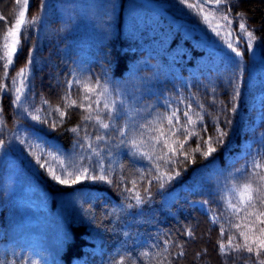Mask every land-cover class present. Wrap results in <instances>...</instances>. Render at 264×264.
<instances>
[{"label":"trees","instance_id":"16d2710c","mask_svg":"<svg viewBox=\"0 0 264 264\" xmlns=\"http://www.w3.org/2000/svg\"><path fill=\"white\" fill-rule=\"evenodd\" d=\"M144 1L163 11L153 12L152 4L138 0H54L55 11L46 0L29 1L13 63L4 68L0 60V264H258L264 259V251L255 256L258 243H253L264 238L259 231L264 224L255 215L244 219L246 213L264 212L259 179L264 107L256 121L250 105L257 89L253 79L264 74V0L210 6L221 37L180 0ZM20 5L21 0H0V47ZM240 22L253 34L251 47ZM191 28L210 36L212 44ZM224 38L242 55L235 56ZM86 95L91 99L84 100ZM71 100L77 104L69 107ZM173 111L179 131L157 143L154 129L167 133L164 117ZM185 111L194 123H187ZM89 115L92 119H85ZM220 130L227 135L217 142ZM210 137L216 151L205 156ZM164 139L177 151H169ZM38 140L70 172L87 167L107 179L58 184L32 155L37 149L29 145ZM246 184L252 185L256 208L241 204ZM232 205L242 210L236 213ZM211 214L219 218L216 223ZM240 232L247 234L253 253L244 249Z\"/></svg>","mask_w":264,"mask_h":264},{"label":"snow or ice","instance_id":"6c2138e0","mask_svg":"<svg viewBox=\"0 0 264 264\" xmlns=\"http://www.w3.org/2000/svg\"><path fill=\"white\" fill-rule=\"evenodd\" d=\"M16 3L19 4L20 0H16ZM24 3V8L22 11H20L19 13V18L15 21L14 26L11 28L7 29V34L4 35L2 37L3 39V44L2 47H0V60L5 61V63L3 64L4 68H7L9 65H11L13 63V57L14 55L17 53V45H19L21 43L20 40V34L22 31V28L25 26L26 21H25V15H26V11H27V5H28V0H23ZM181 4L186 5V7L190 10H193L196 15L198 16H202L203 18V22L207 25L210 26L211 31L217 36V37H221V31L219 30V25H213V21L210 18V13L214 10V8H219V6L221 4L227 3V0H196V2L194 3H189L188 0H180ZM210 6H214L210 7ZM209 7V13H205V8ZM241 17L243 16L242 13L238 14ZM0 19H3V17H0ZM221 19H223L224 21L227 22V24H231V20H229V17L227 15H224L221 17ZM35 20H29L27 21V23H34ZM225 27H227V25H225ZM239 30L241 33H246L248 39V44L249 47H251V38H252V32L248 31L246 28L245 23L240 22L239 25ZM227 35L229 37L232 36L231 31H229L227 33ZM9 38H11V42L9 43ZM225 39V44L226 47L228 49H231V51L233 53H235V56L239 57L242 55L241 52L237 51V48L234 47V41L224 38ZM236 40H238V38H235ZM28 64H31V59H28ZM26 69L22 68L20 69V71L17 73V76H24ZM5 76H7V73L5 72ZM16 81L13 80V83H15ZM97 87H101L99 84H97ZM106 87L104 88V91H106ZM16 92L18 93V95L16 96V102H19L20 100V95L19 93L21 92L20 88L16 89ZM85 92L88 93H96V89L92 88V87H85ZM97 95H103V91L96 93ZM64 99H69L68 96H65ZM91 97L90 96H85L84 100H90ZM45 103H47V101H45ZM96 104H99V100L95 101ZM77 102L75 100H71L69 107L76 105ZM105 108L108 107V104L104 105ZM79 107H84L83 104L79 105ZM92 110V105L89 104L86 108V111L91 112ZM59 111V110H58ZM61 116H64L65 113L61 112L60 113ZM183 115L185 117H188V121L187 123H194L191 120V117L189 116V113L187 111H185L183 113ZM34 119L39 120L40 118L34 117ZM85 119H92V117L89 116H85ZM98 123L101 124V126L103 128H108L109 124L107 123H103L102 120H100L99 117H96ZM164 119L167 120L168 125L170 126L167 130V133H165V130L163 128H156L154 129V131L159 133L158 137H155L154 139L156 140L157 143L161 142V138H164L165 136H167L168 138L175 136L176 132L179 131V129H176V125L173 123V120H179V117L177 116V112L173 111L172 114L170 116L164 117ZM181 128L183 129V131L187 132V128L185 126H181ZM72 131H77V129H72ZM121 135H123V133H121ZM189 135H191V133H189ZM227 133L220 130L219 131V135L217 137V142H222L221 138L226 136ZM97 139H102V137H97ZM164 146L169 148V151L172 152H176L177 149L174 147H171L168 145L167 143V139L163 140ZM205 145L207 146V150L203 152V155L208 156L211 155L213 152L216 151V148H214L212 146L211 143V137L209 138V140L205 141ZM29 147L37 149V151H34L32 153V155L35 157L36 163L39 164V166L41 168H44L46 170V172L51 176V178L56 181L58 184L61 185H74L79 183L81 180H102L105 181L107 178L103 175H96L94 174L95 169H93L91 172L87 167L84 168H75L72 172H70L68 170V168L65 166L64 161L60 159V157L56 154H54L53 152L50 151H45V148L43 146V142L39 141L36 144H32L29 145ZM89 147H91V145H89ZM180 147H183V144H180ZM195 151H200V148H196ZM43 158V159H42ZM59 171L60 174H57ZM100 172H103V169H100ZM259 175V174H257ZM260 181L262 182L260 185V188H264V176H259ZM108 183H111V181H107ZM256 191H259V188L256 189ZM242 195H241V204L244 205L245 207H251V208H256V204L252 203L254 197L252 195L253 193V188L251 184H246L244 185V188L242 190ZM245 195H246V199H245ZM137 201L140 202V198L136 197ZM260 202L262 204H264V196H262L260 198ZM234 211L236 213H239L242 209L241 208H237L235 205H232ZM248 215H255L257 217V223L259 224H264V219H260V217H264V212H261L259 210H257L255 213H246L244 219H247ZM234 227L236 228H240L241 225L240 224H236L234 225ZM245 227H248V225L246 224ZM261 237H264V227L259 229ZM221 234L223 235V230H221ZM189 235H191V233L189 232ZM240 235L242 237H244L245 239V244H244V249L248 252V253H253L254 249L252 246H250L247 243L248 240V236L245 232H240ZM253 243H258V247L256 248L254 254L256 257H260L261 252L264 251V238L259 239L258 241L253 240ZM229 246H232V241L229 240ZM220 250L221 252H225V245L224 244H220ZM236 251H240L241 247L240 246H236L235 247ZM183 253H181L182 255ZM258 264H264V259H259L258 260Z\"/></svg>","mask_w":264,"mask_h":264},{"label":"rangeland","instance_id":"374dc122","mask_svg":"<svg viewBox=\"0 0 264 264\" xmlns=\"http://www.w3.org/2000/svg\"><path fill=\"white\" fill-rule=\"evenodd\" d=\"M29 1L28 0V4H29ZM47 3L49 4V8L53 9V11H55V4H53L54 0H46ZM140 2V1H138ZM141 2H143L144 4H149L150 2H146L144 0H141ZM152 4V7H153V12H160V11H163L161 7H159L158 5H156L155 3H150ZM28 6V5H27ZM20 8L22 11L23 8H24V3H23V0H21V5H20ZM191 34H194V33H198L200 36H202L204 42H207L208 44H212L211 41H210V36L208 37L206 34H202L200 30H197L195 28H191ZM9 43L11 42V38H9ZM258 76V75H256ZM22 76H19L18 78V81H19V88L21 87V84L23 82V79L21 78ZM24 78V76H23ZM253 82H255V87L254 88H257L255 89L254 91V94L252 95V98H251V102H250V105L252 108H254V110H256V113H255V119L256 121H259L260 118H261V115H262V109L264 107V74L261 75V77H256L253 79ZM249 144V142L247 143ZM250 146V145H248ZM201 208H203L204 210L207 208L203 207L202 205H200ZM209 212V211H208ZM211 219L213 220V222H217L219 220V218L215 215V214H211Z\"/></svg>","mask_w":264,"mask_h":264},{"label":"water","instance_id":"95a60500","mask_svg":"<svg viewBox=\"0 0 264 264\" xmlns=\"http://www.w3.org/2000/svg\"><path fill=\"white\" fill-rule=\"evenodd\" d=\"M138 1H141V0H138Z\"/></svg>","mask_w":264,"mask_h":264}]
</instances>
